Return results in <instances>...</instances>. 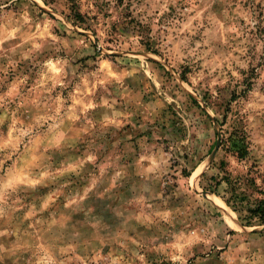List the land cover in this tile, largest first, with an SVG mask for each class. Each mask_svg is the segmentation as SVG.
<instances>
[{"label": "rangeland", "instance_id": "rangeland-1", "mask_svg": "<svg viewBox=\"0 0 264 264\" xmlns=\"http://www.w3.org/2000/svg\"><path fill=\"white\" fill-rule=\"evenodd\" d=\"M117 1L0 0V264H264V0Z\"/></svg>", "mask_w": 264, "mask_h": 264}, {"label": "trees", "instance_id": "trees-1", "mask_svg": "<svg viewBox=\"0 0 264 264\" xmlns=\"http://www.w3.org/2000/svg\"><path fill=\"white\" fill-rule=\"evenodd\" d=\"M44 3L48 4L49 0H43ZM71 4V12L73 15V20H75L78 23H83L84 18L81 14L79 2L78 0H68ZM101 0H96V6H100L101 10L103 9V6L105 4H101ZM118 3L122 4L123 6V0L117 1ZM129 11V10H128ZM137 33H141L144 27L140 25L137 27ZM140 38H142L143 43L149 50H152V44L151 41L148 39V41H144V36L139 35ZM249 81V80H248ZM246 91L251 87V83H246ZM238 133V132H237ZM239 134V133H238ZM237 136L234 134H231L228 141H234V148L237 150L238 158L244 159L248 155L247 150V141L244 137ZM236 138V139H235ZM222 166L224 163H221ZM221 181L225 182L228 186V194L229 197H223V200L227 204L228 207H230L234 212L240 213L244 212L246 213L242 220L246 221L247 226H251L253 222L259 223V225H264V185L258 186L255 182V180H250L249 178L245 177L244 179L238 178L236 180L232 179L229 175H225L222 177ZM264 184V183H263ZM243 186H246V189H243ZM250 189H252L251 193L249 192ZM255 194H258L259 197H256Z\"/></svg>", "mask_w": 264, "mask_h": 264}, {"label": "water", "instance_id": "water-1", "mask_svg": "<svg viewBox=\"0 0 264 264\" xmlns=\"http://www.w3.org/2000/svg\"><path fill=\"white\" fill-rule=\"evenodd\" d=\"M220 143H221V141L219 140V141H218V144H217V147H216L215 154L217 153V151H218V149H219V147H220Z\"/></svg>", "mask_w": 264, "mask_h": 264}]
</instances>
